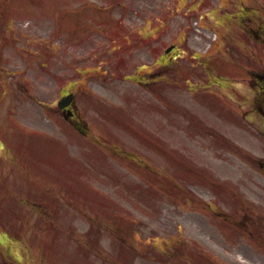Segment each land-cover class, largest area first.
I'll use <instances>...</instances> for the list:
<instances>
[{
  "label": "rangeland",
  "instance_id": "obj_1",
  "mask_svg": "<svg viewBox=\"0 0 264 264\" xmlns=\"http://www.w3.org/2000/svg\"><path fill=\"white\" fill-rule=\"evenodd\" d=\"M30 1L5 3L0 0V9L12 3L15 14V6L26 7ZM35 1V6L19 12L28 17L23 24L15 23L6 28L4 19H0L1 29H4L0 38L3 44L0 48L3 70L0 89L6 91L0 98V127L3 128L0 129V239L3 241L0 264H87L89 257L93 259L92 264H159L154 259L167 245L156 233H151L150 228L156 229L161 236L178 237L180 243L177 245L183 252L190 244L197 247L196 253L209 246L214 249L208 244L210 239L203 235L212 232L219 236L224 229L218 218V223L212 219L207 223L202 215L212 216V212L203 207L201 199L211 201L214 187L211 184L204 186L199 179L205 176L212 180L220 175V182L229 183L239 191L238 181L228 180L230 169L222 165L235 161L238 164L233 163L232 168L245 171V161L226 159L220 145L202 143L196 136V127L187 126L189 122L177 123L174 117L186 121L189 117L170 112L168 96L176 94L170 84L162 93L167 103L155 111L157 84L154 75L158 68L154 63L159 47L163 49L172 42L178 44L179 53L182 48L189 53L194 49L206 52L212 35L197 27L195 22L200 21L208 27L220 19L218 11L210 12L211 3L215 5L219 0ZM242 1L251 4V0L236 2ZM220 2L225 4L226 0ZM77 7L80 8L68 10ZM162 12L163 18L170 22L165 20L159 28V36L151 31V36L142 38L143 34L138 30L140 24L149 17L155 22V14ZM197 14H206L205 17L211 16L213 20H200ZM75 16L81 17L84 25H78L72 18ZM230 30L222 31L228 33ZM112 31L116 32L114 36ZM199 40L201 42H197ZM188 61L194 59L186 54L176 65L184 72L190 67L186 64ZM142 63L148 64L140 66ZM151 76L154 77L149 79ZM66 87L75 93V105L85 122H89L88 135L81 131L75 134L51 107L60 90ZM104 110L114 117L111 119ZM199 110L194 119L200 124L215 122L212 113ZM13 122L17 124L7 128ZM127 124L135 125L138 131L128 128ZM160 128L161 141L157 143L154 137ZM228 133L232 135L231 130ZM54 140L70 144L79 153L80 162L78 159L77 164L63 162L68 153ZM90 140L97 142L94 144ZM188 141L195 146H190ZM154 144L163 147L160 154L156 153ZM175 145H179L181 153ZM120 148L133 152L135 157L129 152L117 151ZM193 148H198L201 155H194ZM34 153L40 154L39 159L33 158L29 164V156ZM129 157L140 158L143 164L133 165ZM87 162L96 176L87 177L100 182L104 193L110 196L90 190L91 184L86 183L92 181L82 182L77 177L83 175L77 171L87 167ZM205 170L206 175L202 174ZM152 174L156 175L154 183L146 181ZM192 176L196 180L191 179L190 183L187 180ZM179 180L184 181L182 185L187 195H180L171 202L170 195L159 188L176 194ZM251 181L256 182L253 178ZM245 182L251 186L249 179ZM69 193L74 196L65 200ZM34 200L44 204L30 209ZM76 202L91 203L106 211L110 203L125 204L119 212L126 220L116 219L114 212L101 217V213L90 205L76 210ZM42 208L45 212L39 211ZM95 219H107L112 228L97 225ZM118 222L124 227L117 234L112 229L117 228ZM191 226L196 227L199 234H189L188 227ZM10 235L19 239L11 243ZM227 237L229 241L222 237V243H215L238 246L239 240ZM195 238L197 241H193ZM186 241L190 243H183ZM249 244L245 242L243 246L248 249ZM149 248L151 251L145 256L153 254L150 259L139 255ZM152 259L153 262L147 263ZM258 262L264 264V258Z\"/></svg>",
  "mask_w": 264,
  "mask_h": 264
},
{
  "label": "flooded vegetation",
  "instance_id": "obj_2",
  "mask_svg": "<svg viewBox=\"0 0 264 264\" xmlns=\"http://www.w3.org/2000/svg\"><path fill=\"white\" fill-rule=\"evenodd\" d=\"M254 76V82L259 84L258 89L252 90L250 95H245V102H250L251 108L244 109L243 114H241L244 118L248 119L252 122V117L256 113L257 115V123L260 129L257 126H254L249 124L251 128L259 135H264V75H260L258 72H255L254 70L249 71ZM224 80L227 79V77L224 75ZM235 82H239V79L236 77H231V81L227 83L224 82V85L220 86L223 88H228L230 90V94H232L234 97L238 96V92H235L236 87L234 86ZM263 82V83H262ZM210 84V82L208 81ZM227 83V84H226ZM261 89V92L257 93ZM251 118V120H250Z\"/></svg>",
  "mask_w": 264,
  "mask_h": 264
},
{
  "label": "bare ground",
  "instance_id": "obj_3",
  "mask_svg": "<svg viewBox=\"0 0 264 264\" xmlns=\"http://www.w3.org/2000/svg\"><path fill=\"white\" fill-rule=\"evenodd\" d=\"M188 230H189V232H190V231L193 232V233L196 232L195 228H193V227H188Z\"/></svg>",
  "mask_w": 264,
  "mask_h": 264
}]
</instances>
